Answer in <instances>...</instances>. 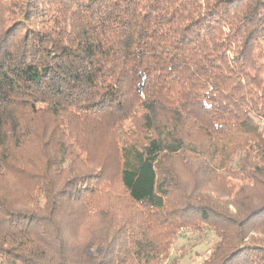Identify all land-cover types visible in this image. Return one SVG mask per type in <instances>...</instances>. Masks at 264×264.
<instances>
[{"label":"trees","instance_id":"16d2710c","mask_svg":"<svg viewBox=\"0 0 264 264\" xmlns=\"http://www.w3.org/2000/svg\"><path fill=\"white\" fill-rule=\"evenodd\" d=\"M263 121L264 0H0V264H264Z\"/></svg>","mask_w":264,"mask_h":264},{"label":"rangeland","instance_id":"374dc122","mask_svg":"<svg viewBox=\"0 0 264 264\" xmlns=\"http://www.w3.org/2000/svg\"><path fill=\"white\" fill-rule=\"evenodd\" d=\"M261 127L264 130V121L262 122ZM93 145H94V151L90 154V156L93 157L92 160L96 165H99L101 162L108 164V166H113L116 164V161L119 159L120 153H119V148H118L116 138L113 134L106 132L99 136L95 135ZM175 165L181 177L183 178V180H188V184H189V178L187 176L189 174L186 172V169L183 168L182 165L184 164L177 162L175 163ZM112 171H114V168ZM240 178L242 177L238 175L234 177L233 180L230 182L233 184H236L238 188V186L243 183V181H241ZM16 181H19V180L9 179L8 182L10 183V185L7 188H10V186L12 184H15ZM227 183L228 182H225V181L221 183L214 182L211 185L212 187L215 188L216 194L220 195L223 192V190H228ZM113 188L114 189L110 191V194L112 198L114 199L113 201L114 206L119 208L118 206L120 202L121 203L123 202L124 204L127 202L125 199V194L120 185L113 186ZM237 188H234V189H237ZM251 191L254 192V196L260 195L258 194V192L256 193L254 191V188H251ZM110 200L111 198L108 193V196L102 199V203L106 204ZM221 200L223 201L224 205L228 207L230 206V204L233 205L232 202L234 201L230 197L229 198L225 197V199L221 198ZM208 239H209V236L207 235L205 236V234L200 235L194 232H186L184 237H180L174 240V246L172 247L173 258H176V260L179 263H183V264H201L203 262L205 244L209 241ZM171 259L172 257H170V259H167V260L165 259V261H163V264H173L171 262Z\"/></svg>","mask_w":264,"mask_h":264}]
</instances>
